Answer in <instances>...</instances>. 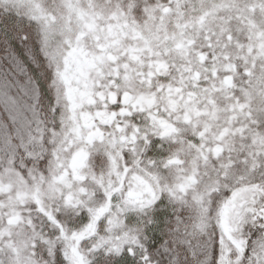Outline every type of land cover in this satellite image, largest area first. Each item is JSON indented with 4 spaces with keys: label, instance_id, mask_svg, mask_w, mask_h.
<instances>
[{
    "label": "clouds",
    "instance_id": "9594fccd",
    "mask_svg": "<svg viewBox=\"0 0 264 264\" xmlns=\"http://www.w3.org/2000/svg\"><path fill=\"white\" fill-rule=\"evenodd\" d=\"M104 9L99 23L119 37L98 57L115 118L77 134L62 86L58 107L55 93L38 107L42 140L15 139L14 158L0 142V264H264V28L241 27L247 6L223 3L109 0ZM20 23L41 70L67 71L65 38L44 49L41 23ZM228 77L231 139L259 163L209 167L214 178L184 193L170 158L203 145L208 127L186 121Z\"/></svg>",
    "mask_w": 264,
    "mask_h": 264
},
{
    "label": "rangeland",
    "instance_id": "374dc122",
    "mask_svg": "<svg viewBox=\"0 0 264 264\" xmlns=\"http://www.w3.org/2000/svg\"><path fill=\"white\" fill-rule=\"evenodd\" d=\"M117 0H111L115 4ZM126 3L134 0H125ZM181 5L204 3H223L226 5L247 6L251 16L244 20L248 27L259 29L264 28V0H176ZM109 0H0V64L5 69L9 65L11 49L9 39H15L17 47L23 46L24 37L31 39L21 27V21L28 19L41 23L42 46L47 49L50 42L58 36H63L66 43L71 45L64 58L68 70L61 73V81L64 88L63 99H67L69 104L76 102V115L73 119L77 127L73 129L79 134L84 129H90L94 133L98 132L96 122L103 117L114 113H107L105 109L109 101L116 103L115 93L111 91L112 84L104 83L108 73L100 57L108 48L114 47L118 42V29L111 23L101 24L100 20H107L104 15V5ZM126 38V37H125ZM87 39L96 46V52L85 43ZM211 46V45H209ZM63 51L58 47L53 53V58ZM179 51V49H178ZM225 68L223 71H228ZM119 75V70H115ZM231 77L221 83H217L213 94L205 103L210 107L207 111L201 112L196 109L195 115L190 117L186 123L193 127L203 129L208 127L201 139L204 141L199 150H193L192 146L181 147L174 157L170 158V163L176 165V180L178 186H183L182 191L187 193L194 188L201 176L212 180V172L228 174L241 169L242 166H252L258 164L257 161L244 159L240 145L231 137L234 129H230L226 114L230 111L228 101L231 98L229 88L232 86ZM104 89V90H101ZM43 102L48 104L52 100V93L44 90ZM97 98L102 103L101 108H95ZM61 95L55 94V103L60 104ZM83 101V103H80ZM83 108H95V112L81 111ZM37 114L33 116L29 113L28 124L22 129L23 139L25 133L36 140L43 139V124ZM203 117V118H202ZM109 123L111 121H108ZM90 127H86L87 125ZM15 131L13 136H15ZM174 135V133H172ZM102 138V137H101ZM183 145V141H174ZM212 167V172L208 168ZM74 203L70 198V206Z\"/></svg>",
    "mask_w": 264,
    "mask_h": 264
},
{
    "label": "snow or ice",
    "instance_id": "6c2138e0",
    "mask_svg": "<svg viewBox=\"0 0 264 264\" xmlns=\"http://www.w3.org/2000/svg\"><path fill=\"white\" fill-rule=\"evenodd\" d=\"M8 44L11 49L9 65L5 69L3 64H0V142L14 158L13 141L23 136L22 129L28 124V114H37L36 110L45 94L44 90L61 95L63 85L59 69L41 70L40 60L27 46V37H24L22 47L16 46L15 39H9ZM53 61V55H49L50 69ZM55 110L54 108L53 111ZM29 139L34 138L29 136Z\"/></svg>",
    "mask_w": 264,
    "mask_h": 264
},
{
    "label": "trees",
    "instance_id": "16d2710c",
    "mask_svg": "<svg viewBox=\"0 0 264 264\" xmlns=\"http://www.w3.org/2000/svg\"><path fill=\"white\" fill-rule=\"evenodd\" d=\"M111 115H112V114H111ZM86 125H87V124H86ZM86 127L88 128V127H90V125H87Z\"/></svg>",
    "mask_w": 264,
    "mask_h": 264
}]
</instances>
